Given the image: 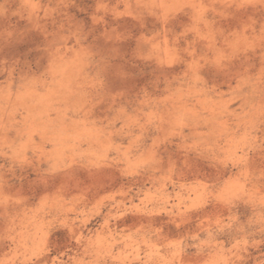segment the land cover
I'll list each match as a JSON object with an SVG mask.
<instances>
[{
  "label": "rangeland",
  "instance_id": "obj_1",
  "mask_svg": "<svg viewBox=\"0 0 264 264\" xmlns=\"http://www.w3.org/2000/svg\"><path fill=\"white\" fill-rule=\"evenodd\" d=\"M0 264H264V0H0Z\"/></svg>",
  "mask_w": 264,
  "mask_h": 264
}]
</instances>
